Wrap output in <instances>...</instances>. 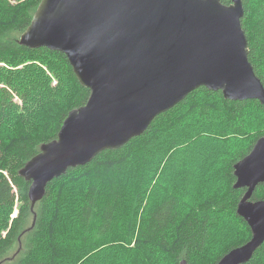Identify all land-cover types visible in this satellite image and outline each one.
Segmentation results:
<instances>
[{"label":"trees","instance_id":"obj_1","mask_svg":"<svg viewBox=\"0 0 264 264\" xmlns=\"http://www.w3.org/2000/svg\"><path fill=\"white\" fill-rule=\"evenodd\" d=\"M41 1L0 0V64L7 66L0 67V230L7 226L13 203L20 206L5 237L0 233V264H75L100 248L116 249L109 264H217L249 242L251 229L237 213L246 189L234 188V165L264 137V131L252 134L245 123L248 114L264 115V105L230 101L221 91L205 87L159 115L124 147L104 151L90 164L53 180L31 210L30 183L20 177V170L58 137L69 113L84 106L90 95L66 55L19 43ZM243 4L249 61L264 84V0ZM10 91L19 96L22 107L13 102ZM189 131L186 138L193 146L215 141L227 153L220 180L210 187L222 184L197 200L184 187L173 192L154 184L163 162L174 161L171 137L179 141ZM161 139L164 144L158 149ZM228 143L230 149L223 145ZM158 157L163 160L157 167ZM153 169L158 170L154 177L149 175ZM252 200H264V184ZM235 219L244 228H225L223 221ZM218 229L216 256L211 259L209 245ZM247 264H264V244Z\"/></svg>","mask_w":264,"mask_h":264},{"label":"water","instance_id":"obj_2","mask_svg":"<svg viewBox=\"0 0 264 264\" xmlns=\"http://www.w3.org/2000/svg\"><path fill=\"white\" fill-rule=\"evenodd\" d=\"M244 16L243 0H42L19 43L66 55L90 95L20 170L30 183L31 210L53 180L124 147L202 87L264 105ZM234 175V188L246 189L237 213L252 238L217 264H247L264 244V200H252L264 184V137L234 165Z\"/></svg>","mask_w":264,"mask_h":264},{"label":"rangeland","instance_id":"obj_3","mask_svg":"<svg viewBox=\"0 0 264 264\" xmlns=\"http://www.w3.org/2000/svg\"><path fill=\"white\" fill-rule=\"evenodd\" d=\"M12 3L14 4L16 3V1ZM0 65V67L7 68L6 64L4 63ZM56 83L57 81L55 79L53 84ZM0 87H4V84L1 81ZM11 93L13 95V102L17 103L19 107H22L23 102L19 98V96L10 91V94ZM263 116L264 115L258 111V113L256 112L255 114L251 115L248 114V116L246 117L245 123H248L250 132L252 134L264 131ZM184 130L187 131V128H185ZM188 136H190V131L186 134V136L181 137L179 141H176V138L172 136L171 141H173L174 143L173 147H176L173 150V155L175 156L174 161H172L171 159L168 163L167 161H164L163 168H161L159 175L155 176L158 172V170L155 172V169H153L152 171L150 170L151 173L149 172V175L153 177L155 176L154 184H161V187H164L165 190L171 189L173 190V192H177L176 189H178L179 187H184L187 195H190L195 200H197L198 198H202L205 193L211 192L222 184L221 182L216 186L210 187L212 184H216L215 182L217 180H220L218 173L222 172V168L224 166L223 161L224 159H226L227 153H222L220 150V147H222V145H217L215 141H211L208 146H193L191 141L188 142V139L186 138ZM250 140L251 138L249 139V141ZM163 144V139H161L158 143V149H162ZM223 145L226 149H230L231 147V144L229 143ZM162 160V158L158 157L155 165L157 167L158 165H161ZM4 174L8 175L7 172H4ZM19 208L20 206L18 201L14 202L12 205V212L9 215L7 226L0 230L3 238L5 237L7 230H9V227L13 223L16 214H18ZM223 224H227V227L225 228H229L231 225H235L239 228H244L243 225L239 223V221H237V219L225 220L223 221ZM2 235L0 234V237H2ZM217 235H220L219 229L216 230L215 236L211 239L209 245V249L214 251H212L211 253V259H214V257L216 256V249L218 247ZM116 252L117 251L114 248H100L91 252L94 253L92 255L93 257L91 256V254H88L86 256H83L82 258L79 257L77 261L74 262L75 264H84L85 261L83 260L90 258L89 264H109L110 261L115 259ZM78 256L79 254L76 256V258ZM72 258H74V256H72Z\"/></svg>","mask_w":264,"mask_h":264},{"label":"bare ground","instance_id":"obj_4","mask_svg":"<svg viewBox=\"0 0 264 264\" xmlns=\"http://www.w3.org/2000/svg\"><path fill=\"white\" fill-rule=\"evenodd\" d=\"M74 169V168H73ZM237 190H239V189H237ZM247 223V222H246ZM248 224V223H247ZM251 229V228H250ZM252 232V231H251ZM252 238V237H251ZM251 240V239H250ZM259 249V248H258Z\"/></svg>","mask_w":264,"mask_h":264}]
</instances>
